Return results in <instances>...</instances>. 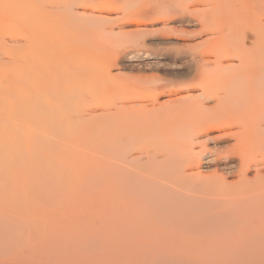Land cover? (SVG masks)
Here are the masks:
<instances>
[{"label":"rangeland","instance_id":"1","mask_svg":"<svg viewBox=\"0 0 264 264\" xmlns=\"http://www.w3.org/2000/svg\"><path fill=\"white\" fill-rule=\"evenodd\" d=\"M92 1L107 3L100 18L108 19L83 14L74 5L63 35L72 59L67 74L77 69L73 59L78 54L98 51L106 57L105 73L90 75L86 82L100 103L96 116L83 125L73 155L65 129L30 135L21 126L30 117L31 100H24L19 89L20 25L0 2V108L6 111L0 117V264H264V74L253 90L233 80L218 90L223 108L255 116L250 126L255 160L246 169L250 180L231 187H246L244 193L229 195L230 189H222L225 174L206 161V149L196 152L200 174L188 172L175 184L169 181V165L157 174L161 183H146L144 158L134 164L124 197L137 215L123 225L115 209L116 183L106 182L103 188L96 179L78 181L67 173L79 158L93 167L111 160L113 150L100 139L106 133L113 140L117 127L131 131L152 157H162L172 143L183 141L201 108L195 92L176 90L192 86L188 75L202 49L194 44L208 35L207 20L214 22L217 34L242 42L257 39L264 33V0ZM260 50L264 54V43ZM243 89L255 91L259 102L243 97ZM160 91L165 96L158 100ZM219 139L233 138L208 145ZM48 140L55 144L51 147Z\"/></svg>","mask_w":264,"mask_h":264},{"label":"bare ground","instance_id":"2","mask_svg":"<svg viewBox=\"0 0 264 264\" xmlns=\"http://www.w3.org/2000/svg\"><path fill=\"white\" fill-rule=\"evenodd\" d=\"M0 2L8 7L9 13L11 14L10 19L17 21L20 25L19 33L21 38L19 45L20 63L18 66V79L21 88L19 89H21V97L24 100L27 98L31 100L28 107L30 117L28 120H24V124L21 126L30 135L41 133H47L46 135H48L51 132L65 129L69 132V137L71 138L69 152L73 155L75 149L77 150L78 146L80 147L81 145L80 137L83 125L88 119L96 116V110L100 103L99 99L92 94V89L88 87V83L86 82L91 78L90 75L105 73L106 64L104 63V59L106 57L102 56L103 53H98V51L90 54L87 53L88 56L78 54L75 60L73 59V63L77 69H72V72L66 73L67 66L72 63V59L69 58V51H67L68 49H66V45L63 43L67 14L69 11H73L74 5H77L78 7L80 6V9H76L81 11V13L88 15L95 14L97 15L96 18L98 16L100 18V15H103L102 12L107 3L102 1L95 3L92 0H0ZM75 2H79V4H71ZM105 18L106 16H102L100 19ZM213 23L212 20H207L206 27H208V35L205 39L194 44L195 46L202 47V49L195 55L193 67L188 75L192 86L182 90H176V92H195V96L198 98L196 104L201 108L199 118L185 134L183 141L177 144L172 143L168 147V152L162 153V157L157 156L158 154L152 157L150 156L152 153L149 154V150L142 147L131 131H129L131 133H126L124 132V127H117L113 140H110L108 138L109 135L106 136V133L100 139L101 144L105 148H111L113 150V160L111 159L109 160L110 162H104L97 167H93L89 163H85L82 158H79L75 163L72 162L68 166V175L78 181L96 179L101 182L103 188V184L106 182L112 181L116 183L117 194L114 193L116 195L115 209H117V218L120 224L123 223L124 225L125 222L134 219L133 216L137 213L136 208L129 204L128 200L130 199L126 200L124 197L129 183L133 182V180H130V174L133 171L134 164H138L144 158H147L146 164L148 165L144 172L141 173V177L146 183H161L162 181L158 178L157 174L163 171L168 165L171 167L169 181L176 183L182 181L183 179L180 181L177 180L182 175H187L188 172L200 174L196 166V152L199 149H206L208 150L206 161L215 162L216 169L222 170L225 174V176H222V182L225 185L222 189H230L231 193H228L229 195L245 192L246 187L240 188V186L242 185L241 183L245 182L246 184V180H250L246 174V169L255 160L253 151L250 149V144L254 139L253 134L250 132V126L253 124L255 116L252 118L249 114H243L248 111L240 113L235 110L231 111L228 108H223L220 105V101L224 95H220L221 92L218 90L229 80L240 81L249 90H253L254 84L262 81L261 74H264V54L260 50V45L264 43V33L257 39L250 40L247 38L242 42L229 38L224 33L217 34ZM137 44L139 45V43ZM1 49L2 45L0 44ZM131 53H138V51L134 50ZM80 63H89L90 70L88 73H85L84 70L88 64H81L77 67ZM3 69L4 67H0V71H3ZM57 70H61L67 75L58 76L56 74ZM84 78H88V80L85 81ZM249 90L245 93L243 92L245 89L241 90L243 92L242 96L247 97L250 102H259L255 91L251 93ZM233 91L240 92V89L236 88ZM162 92L156 93L158 100L165 96V93ZM172 94L174 93L170 91L169 94L167 93V95L173 97ZM187 96H190V94L180 95V97ZM235 98L237 99V97ZM170 99L168 98V100ZM209 100H215L216 102L208 106L205 103ZM127 104L128 106L130 105L129 103ZM130 106L134 108V105L131 104ZM247 109L250 111V108ZM119 111H121L120 108ZM5 112L4 108H0L1 118L5 115ZM225 136H231L233 138L232 142H220L219 139L218 144L211 143L212 145H208L209 141L215 142L218 138ZM192 141H195L193 142L195 147L192 146ZM49 142L48 140L47 144L50 146L52 143L55 144L53 141ZM29 149L30 151L33 149L32 145ZM44 150L47 149L45 148ZM259 152L257 153L260 154ZM40 154L43 153L40 152ZM99 158L105 161V158ZM113 169H115V172ZM228 177H236L237 179L228 181ZM239 183L241 185L238 189L231 188ZM125 184L126 187L124 186ZM218 185L222 186L223 184L220 185L218 183ZM102 190L104 191L105 189ZM101 193L104 192L101 191ZM224 193L222 192V194ZM104 195H107V193ZM134 204L138 206L137 203ZM142 206L144 207V205ZM138 208L141 211L140 207ZM142 216L144 217V214ZM117 227H119V223H117ZM120 228L121 230L123 229L122 226ZM115 230L116 233L121 231H117L118 229ZM122 232L126 233L125 230Z\"/></svg>","mask_w":264,"mask_h":264}]
</instances>
